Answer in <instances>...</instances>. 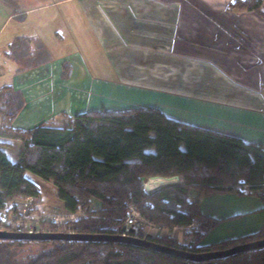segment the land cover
Returning <instances> with one entry per match:
<instances>
[{"label":"trees","instance_id":"obj_1","mask_svg":"<svg viewBox=\"0 0 264 264\" xmlns=\"http://www.w3.org/2000/svg\"><path fill=\"white\" fill-rule=\"evenodd\" d=\"M229 7L252 9L264 18L261 0H232ZM26 48L25 40L16 38L9 56L17 60ZM62 70L61 77L69 79L71 66L63 62ZM25 104L14 85L0 87V208L41 196L39 186L25 176L30 172L53 184L65 211L79 214L70 222L48 224L51 233L119 236L132 204L147 221L182 227L189 238L179 242L176 236L141 232L139 239L161 246L202 254L264 239L263 225L239 238L202 245L221 220L205 216L197 197H190L192 191H235L264 200L260 144L177 122L153 107L63 114L60 124L14 127ZM11 141L22 143L16 162L5 154ZM172 176L183 183L145 189L147 178ZM237 185L249 191L233 190ZM30 247L38 250L21 256ZM0 264H264V247L193 262L127 242L0 240Z\"/></svg>","mask_w":264,"mask_h":264},{"label":"crops","instance_id":"obj_2","mask_svg":"<svg viewBox=\"0 0 264 264\" xmlns=\"http://www.w3.org/2000/svg\"><path fill=\"white\" fill-rule=\"evenodd\" d=\"M231 2L0 0V36L10 27L0 41V87L15 85L19 75L52 62L58 56L53 50H64L59 56L67 59L77 53L75 47L87 50L93 45L102 57L86 63L71 56L75 59L69 62L71 81H80L75 83L80 88L133 94L134 107L157 108L177 122L257 143L264 150V18L252 9L231 8ZM261 7L264 11V0ZM16 38L24 39L27 47L17 60L9 56ZM88 64L113 78L92 79ZM37 114L41 117L28 112L13 126L32 127ZM9 143L5 154L16 162L22 143ZM200 205L202 213L221 220L218 226L226 231L209 244L255 232L263 222L231 230L232 219L249 213L215 202ZM44 206H39L41 211H51Z\"/></svg>","mask_w":264,"mask_h":264},{"label":"rangeland","instance_id":"obj_3","mask_svg":"<svg viewBox=\"0 0 264 264\" xmlns=\"http://www.w3.org/2000/svg\"><path fill=\"white\" fill-rule=\"evenodd\" d=\"M38 14V13H37ZM30 18V17H29ZM32 19V16H31ZM8 29H5L4 33L0 36V41L4 39L6 33L10 31V27H7ZM48 41L51 40V38H46ZM46 40V41H47ZM89 49L86 50L85 46H77L74 49H76L77 53L69 54L71 56H77L80 57V59L86 63L90 59H97V57H102L101 53H96L98 50L97 46H88ZM57 50V49H56ZM53 50V53L56 55H61L64 52V50H61L59 48L58 51ZM56 56L53 58V61L48 63L47 65H44L42 67H38L36 69H39L40 72L38 74H34L35 68L28 71L25 74L19 75L17 79L14 80V83L17 86L24 85L28 89H30V96L33 94H36L37 92L41 91H47L46 94H49L47 98L42 99L35 105H29L25 104V107L23 110L18 114L16 117V121L20 124L22 118L25 117L26 114L29 113H35L38 112L41 117L37 114L38 118H35V121L37 122L34 124V126L41 124V123H50V124H60L61 123V115L66 114L68 116H74L76 114L82 113V112H88V111H100L101 109H105L108 111L112 110H120V109H128V108H134L135 104L132 101L134 98L133 94H127L124 96V94H119L117 92L112 91H103L100 92V90H97L96 92H90L86 91L85 89L80 88L76 84L80 85L78 81H75V78H72L74 81H71V78L65 80L61 77L62 70V63L68 64L71 62L70 60L75 59L74 57L69 56L67 59H63L64 56ZM59 63L60 66L58 68V72H56V78L54 80L48 81L47 74H43L42 72H48L50 70L51 63ZM89 65V76L97 80L99 82H108L111 81L110 78L113 77H107L101 74H98L99 71L92 68ZM77 79V77H76ZM115 79V78H114ZM47 83L46 88H42V84ZM76 83V84H75ZM27 95V96H29ZM42 95V94H41ZM42 98V97H41ZM39 98V99H41ZM49 98V99H48ZM47 100V101H45ZM26 102V101H25ZM71 106V107H70ZM57 117L55 120L53 118ZM15 123V122H14ZM32 126V127H34ZM32 127H17L22 129H29ZM181 149H183V146H181ZM25 176L30 179L31 181L35 180L37 185L40 188L42 201L41 204H45L44 207H48L51 211H45V212H52V213H62L65 212V209L62 205L58 204V199L56 198V190L55 188L46 183L45 181H42L38 179L37 176L33 175L30 172H26ZM183 183L182 179L177 176L172 177H150L145 179V189L147 191H151L153 189H156L158 187L168 185V184H181ZM233 190H244L249 191L248 186L246 185H237L232 187ZM225 196H230V200H225ZM190 197L193 199L194 197H197V199L201 203H221L222 208H229V207H237L239 209H242L243 211H246L249 214L239 216L235 219H232L230 222V228L231 230H239L243 229L245 227H250L251 225L261 222L259 228L260 229L264 225V210H258L259 206L258 204H262L261 207H264V200L259 197V195L254 193H245V194H237L235 191H225L222 193H214L211 195H205V194H197V192L192 191L190 193ZM46 207V208H47ZM42 208V207H41ZM137 210V209H136ZM138 211V210H137ZM252 211V212H251ZM139 212V211H138ZM251 212V213H250ZM140 214V212H139ZM141 216V214H140ZM142 217V216H141ZM143 218V217H142ZM145 219V218H143ZM146 220V219H145ZM153 224V223H152ZM155 225V224H154ZM155 230H149L147 229V223L142 221V230L144 232L150 233V235H162L167 234L169 236H176L179 240V242H188L189 238H185V232H182L183 229L174 230L172 226H165V225H155ZM225 227H219L217 226L211 233H209L201 242L202 245H206L211 243V241H215L218 239H221L226 235V231L224 229ZM37 248L30 247L27 248L21 253V256H24L26 254H33L37 251Z\"/></svg>","mask_w":264,"mask_h":264},{"label":"built area","instance_id":"obj_4","mask_svg":"<svg viewBox=\"0 0 264 264\" xmlns=\"http://www.w3.org/2000/svg\"><path fill=\"white\" fill-rule=\"evenodd\" d=\"M59 63H51L50 70L48 72H42L44 75L47 74L46 79H48V81L54 80L56 78V72H58V68L60 66ZM39 72L40 70L36 69L34 74H38ZM14 87L22 92L26 104L29 105H35L42 99L47 98L49 95L46 94L47 91L45 90L37 92L36 94L30 96V89H28L24 85L17 86L15 84ZM46 87L47 83L42 84V88ZM41 201L42 200L40 197H29L20 202L8 204L4 208H0V224L3 227L2 231L14 232L19 234L51 233L47 228L48 224H63L66 222H70L79 215L78 213H70L67 211L62 213L40 211L39 206L41 205ZM128 209L129 215L127 217L125 225L120 231V235L122 237H132L135 239H139L141 232H143L144 236H152L150 235V233L144 232L142 230V221L147 223V229L149 230H155L156 226L151 222L143 219L132 204L128 206ZM172 227L174 230L182 229V227L179 226ZM157 230L158 229H156L155 231ZM143 239L145 238L143 237Z\"/></svg>","mask_w":264,"mask_h":264},{"label":"water","instance_id":"obj_5","mask_svg":"<svg viewBox=\"0 0 264 264\" xmlns=\"http://www.w3.org/2000/svg\"><path fill=\"white\" fill-rule=\"evenodd\" d=\"M0 240L17 241H53V240H77V241H117L150 249L176 258H181L193 262H201L209 259L224 258L236 253L264 247V239L240 244L230 249L202 254L190 253L183 250L169 248L155 244L145 239H135L132 237L95 235V234H69V233H40V234H19L14 232L0 231Z\"/></svg>","mask_w":264,"mask_h":264}]
</instances>
